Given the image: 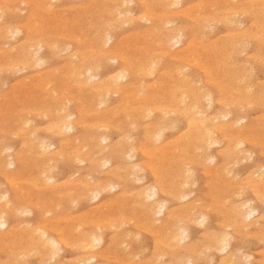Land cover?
Wrapping results in <instances>:
<instances>
[{"label":"rangeland","instance_id":"rangeland-1","mask_svg":"<svg viewBox=\"0 0 264 264\" xmlns=\"http://www.w3.org/2000/svg\"><path fill=\"white\" fill-rule=\"evenodd\" d=\"M34 1L0 0V18L2 19V22L0 19V139L2 138L0 140V194H6V198L0 195V212L2 213L3 211L4 214L6 213L3 215L7 222V227L0 229V235H2V237L4 236L3 238L6 236L5 239L0 237V264H47V262L48 264H80L79 262L87 264L90 260L91 263L89 262L88 264H169L171 262H173V264L175 262H177L175 264H183L184 260L186 262L187 254L190 257L188 259H191L193 264H264V175H261L263 174L262 172H264V0H249V3L248 0H178L179 2L181 1L180 5L176 4L174 5L175 7H168V0H126L127 2L123 4L124 6L120 0H117L118 3H116L117 1L115 0ZM28 2H32L33 5L32 3L28 4ZM151 2L154 3L152 4ZM34 6L37 7L35 8ZM251 7L253 8L251 9ZM254 7L256 9H254ZM62 8H64V10ZM147 10L149 11L148 13ZM157 11L159 15L161 14L160 17L157 15ZM261 12L263 14H261ZM60 16L62 17L60 18ZM145 17H149L150 21L147 20L149 18ZM118 19L119 22L116 21ZM162 19L166 24L163 23ZM107 26H109V28ZM62 27L64 28L62 29ZM102 29L105 33L102 32L103 34L101 35L100 32ZM183 29L184 32H180V30ZM177 31H179V33H177ZM105 34L107 37L108 35L111 37V42H107L106 44H104L107 38ZM170 34H181V43L173 45V42H169L170 40L167 36ZM82 35L83 37H81ZM207 35L211 36L208 37ZM99 36L102 37L98 38ZM91 38L93 40L90 41ZM167 39L169 41H167ZM244 40L246 42H244ZM96 41L97 43L94 45V42ZM167 42H169V44H167ZM25 45L26 49L24 48ZM30 45L32 46L30 47ZM9 47H12L13 50ZM242 47L244 48V51H242ZM94 48L96 56L93 54V50H91ZM88 49H90V51H88ZM28 50L32 53H28ZM23 51L25 52V55H30L31 57H25ZM98 51L102 54L98 53ZM103 52L107 55L106 57H104L105 55L103 56ZM107 52H112L113 54H107ZM122 52L124 53V56H121L123 55ZM110 55L112 57L119 56L122 58V61L126 58L125 60L127 62L130 61L134 65L132 68H129L125 63L123 64L118 61L113 62L114 59H112ZM7 58L8 60H5ZM31 58L33 59L31 60ZM37 59L39 61L35 64ZM89 59L91 60L88 64ZM145 60H148L150 63ZM92 61L94 62L91 63ZM197 61L199 62L197 63ZM25 62H27L26 65ZM95 62H97L98 65ZM44 63H47V65ZM151 63L152 66L154 64V68H151ZM196 63L198 65L200 64V66L203 67V70H205L203 71ZM94 64L97 66V69ZM155 65H157L158 68ZM70 66L74 69H72L74 75H71L72 70L71 74L69 73L71 69ZM145 66L148 68L147 71L149 68L151 69V71L149 70L150 73L144 69H140L141 67L145 68ZM234 66H236V68ZM207 67L208 69H206ZM217 68L221 71L214 70ZM86 69L87 71L89 69L91 74L87 72ZM138 69H140L141 73L144 71L145 73L140 74ZM206 70L207 73L209 70V74L206 73ZM76 71H78V73ZM232 71L234 73L236 72L234 74L236 76L233 75ZM118 72L119 74H127V79L117 82L116 77ZM136 72L138 74H136ZM216 72L218 75H215ZM230 76H234L233 80ZM110 78H113L114 80L112 79V81ZM181 78L183 80H181ZM187 79L189 80V83L186 81ZM112 82L115 83L112 84ZM216 84L220 86V89H217L218 85ZM107 85L108 89L110 87L111 90L108 94L104 92L106 90L104 89V86L107 87ZM122 85L127 86L123 95L118 96L112 92L113 90L111 88L113 86L118 88ZM221 89L223 90L221 91ZM209 92L210 94H208ZM99 93H102V96ZM133 93L137 94V97H134L135 94L133 95ZM204 94L210 96V104H208V100L204 98ZM180 95L184 98V100H182L183 102H180L182 99ZM252 96L255 98H252ZM87 97H89L90 100ZM96 97L99 99L97 100ZM150 98L156 100L153 101ZM174 98H178L179 100L176 101ZM36 100L38 101L35 102ZM136 100L139 102L137 101V103H135ZM154 103L158 108L161 106L163 107V113L160 108H157L159 111H155L157 109L155 108V105L153 107ZM250 104L256 106L253 107ZM140 105H145V108L149 107L147 109L149 113L147 111L145 112L144 107L142 108ZM63 106L66 108V111L63 109ZM57 108V112H59L57 115H59V118H56V111L54 112V109ZM59 109H62V111L65 112H62L63 114H61V110L59 111ZM144 112L145 114H143ZM195 112H198V114L201 112L202 115L195 114ZM222 112L224 113L221 114ZM129 113L133 117L129 115ZM51 114L55 115H53V117L48 116ZM66 114H71L73 116V119L71 120V122L74 123L73 131L64 133L55 130L57 129L55 126L58 125L61 117ZM227 114L230 115L228 116ZM145 115L148 116L145 117ZM224 115H227L225 120L221 119ZM127 118H129V120H127ZM241 118L244 119V121L237 125V119L239 120ZM200 119L210 120L211 127L218 126L220 127L219 129L222 130L220 133H215V138L213 136V140L216 142L209 147L203 142V136L198 132L199 128L190 126L193 120L198 121ZM23 120L25 121V124ZM158 122H161V125L158 124V127H153ZM187 123L190 124L187 125ZM53 125L55 129L53 127L51 132H49ZM168 126L170 127L168 128ZM156 128H158V130ZM244 128L245 130H243ZM153 129L158 131L157 133H159V137H162V140L156 136V132ZM160 130L161 132L163 131L161 133L162 135H160ZM35 133L37 135H34ZM57 135L60 137H57ZM30 136L33 137L31 138ZM98 137L100 138L97 139ZM34 139L36 140L35 142L33 141ZM74 139L77 141L75 142ZM102 139L103 143L101 141ZM40 140H43L40 143H43L44 145L48 143V146L45 145V147L52 146V148L50 147L49 150L48 148L46 150L41 149L38 146ZM95 140L97 143H94ZM28 141H30L31 144H29L30 142L28 143ZM200 143L203 144L200 145ZM242 143L244 144L242 145ZM27 145H30V147L32 146L30 150ZM106 146H108L109 149L106 148ZM154 146L157 149L160 148L158 149L159 155ZM75 147L78 151L80 150V154L77 153L78 151ZM8 148L10 151L8 150L9 152L6 153L7 151L5 149ZM207 148L208 150H206ZM95 149L97 151L101 149L102 152L98 151V153ZM128 149L129 151H132V153L130 152L132 155H129ZM162 149H164L163 151L165 153L161 151ZM39 150H41V152L43 150V153H46L45 155L41 154L45 157H39L41 153ZM61 150L63 153H61ZM146 150H149V152L153 150L156 152L155 154L157 156L153 154L155 157H152V152L149 153L151 155L146 156ZM160 151L163 152L164 155ZM220 151L221 153L219 154ZM38 152H40L39 155L37 154ZM70 152L72 155L69 154ZM75 152L77 153V156H75ZM141 152L143 155H141ZM183 152L185 153L182 155ZM20 154L22 155L19 156ZM30 154L34 155V158ZM82 154L85 155L82 156ZM9 155H12L16 162L14 169L5 165L9 160ZM51 155H53V157ZM78 156L81 158H76ZM111 156L114 158H111ZM20 157H23L22 159L26 163ZM161 157L165 160H161ZM155 158L159 159V161ZM239 158H241V161ZM76 159L77 161H82V164L80 161L77 162ZM99 159H104V161L109 160L110 163L108 166L104 165L103 161H100ZM5 160L6 162H4ZM49 160L55 162H50ZM96 160H99L98 163ZM148 161H150L149 163H154L155 168H153V164H149ZM41 164L44 166L43 168H41ZM121 164L122 166H120ZM100 165L102 166L101 168ZM135 165L136 167L138 166V169L134 167ZM146 165H150V168L145 167ZM158 165H163V168H160ZM168 165H170V167ZM151 167L154 170L156 169L157 172H154V170L152 171ZM54 168L55 170H53ZM157 168L159 173L163 172L162 174L164 176L158 173ZM142 173L143 175L140 176ZM155 173H157L158 176L157 174L155 175ZM10 176L11 178L14 177V182L13 179L11 180ZM162 177L163 181L161 179ZM99 184L102 187H100ZM88 185L90 187L94 186V189L101 191L99 197L94 198V195H92L90 191H85V187L86 189H90ZM95 186L99 187V189L95 188ZM122 186H126V189ZM159 186H161L163 190ZM146 187L158 188L159 192L155 199L160 201L159 203L163 204L167 210L164 211V215L161 217L154 214V212L156 213L157 211L155 210L157 205L153 208H149L148 206L149 203L151 204V200L146 201L145 198H143L145 202L141 200ZM104 191L108 193L106 194ZM189 191L192 194H190ZM160 192L162 193L160 194ZM35 193L37 196L40 195L41 197H37ZM242 195L245 196L243 197ZM16 196H19L20 199ZM21 197H23V199ZM24 199L27 201L26 204L28 203L26 206H24ZM90 200L92 201L90 202ZM7 201H9V204H5ZM245 201L251 205L250 207L253 209L255 208L257 211L254 218H244L247 210L241 209V204L243 205V203H246ZM47 203L49 206L46 205ZM183 207H185V209ZM239 210H241V212ZM26 211H28L27 213L29 215ZM44 213L46 215H44ZM150 214L151 216H154L151 217L149 216ZM173 214L179 218H173ZM199 215L206 216L207 220L203 221L205 223L201 221L202 219ZM173 219H176L175 223L173 222ZM183 220L184 222H182ZM163 221L169 222H166L168 228L167 226H164L166 223ZM20 223H23V225ZM170 223L173 224V229L171 227L172 225H169ZM160 224L164 225L158 226ZM25 225L26 227H24ZM174 225H179L180 227ZM23 227L25 230L22 229ZM169 227L173 233H170ZM174 228L176 229V232L173 231ZM178 228H182L183 230H179ZM156 229L159 232H157ZM168 229L170 235L167 234ZM63 230L66 233H64ZM84 231L85 234L87 232V240L84 237ZM183 231L186 233L184 234ZM209 231L212 232L210 233ZM12 232L13 234H11ZM89 232L101 235L103 237V242L99 246L96 245V247L92 246L93 248L88 247L82 249V245L84 244L83 247H85V244L88 242L89 235H92ZM42 233H46L48 238L58 242L59 247H57L59 250L58 248L49 249L44 242L42 243V241L45 240L43 239L44 237L40 235ZM76 233L81 236L84 234V238L77 236ZM74 234L76 235V238ZM172 234L178 236H176L177 240H173ZM186 234L187 237L189 235L188 239L185 237ZM70 235H73L74 238ZM224 235H227L230 241L227 250L220 249L221 247L216 241L217 238H221V236ZM246 235L250 236V238ZM67 236L68 238H66ZM78 237L81 238L79 239ZM184 237L185 239L183 240ZM82 238L84 241H80ZM178 238L182 241H179ZM37 240H40L41 242H38ZM31 242L32 244H29ZM78 243L81 247H79L80 245ZM121 243L123 245H121ZM166 243L168 244L167 247L165 246ZM42 244L46 247H42ZM183 244L184 246H182ZM168 247L169 249H167ZM100 250L102 254L105 255L103 256L101 254V258L99 256V253H101ZM23 251L26 252L24 253ZM177 251L180 255H177ZM91 253L92 255H90ZM171 253L173 256L174 253H176L175 256L179 257H175L176 260H173V257H170ZM95 255L98 257L93 259L92 262L90 257H95ZM159 255L160 257H158ZM241 256L245 257L243 258ZM156 257L159 259L158 261ZM246 257H248V260ZM85 258L88 259V261H86ZM131 259L132 261H130ZM208 259L209 261H207ZM234 259H236V261ZM21 260L24 261V263Z\"/></svg>","mask_w":264,"mask_h":264},{"label":"bare ground","instance_id":"bare-ground-1","mask_svg":"<svg viewBox=\"0 0 264 264\" xmlns=\"http://www.w3.org/2000/svg\"><path fill=\"white\" fill-rule=\"evenodd\" d=\"M2 1H3V0H2ZM25 1H27V0H25ZM33 1H34V0H33ZM38 1H39V0H38ZM52 1H53V0H52ZM115 1H117V0H115ZM120 1H121L122 5L125 4V2H127L126 0H120ZM120 1H119V2H120ZM239 1H240V0H239ZM21 2H22V1H21ZM34 2H35V1H34ZM57 2H58V1H57ZM94 2H95V1H94ZM129 2H130V1H129ZM146 2H147V1H146ZM165 2H166V1H165ZM180 2H181V1H180ZM180 2H179L178 0H168V5H169L168 7H171V6L173 7V6L176 5V4H177V5H180ZM29 3H32V2H28V4H29ZM54 3H55V2H54ZM116 3H118V1H117ZM151 3L153 4L154 2H151ZM151 3H150V4H151ZM155 3H156V2H155ZM199 3H200V2H199ZM219 3H220V2H219ZM233 3H234V2H233ZM248 3H249V0H248ZM22 4H23V2H22ZM104 4H105V3H104ZM113 4H114V3H113ZM119 4H120V3H119ZM119 4H118V5H119ZM152 4H151V5H152ZM160 4H161V2H160ZM162 4H163V3H162ZM32 5H33V3H32ZM52 5H53V4H52ZM92 5H93V4H92ZM106 5H107V4H106ZM106 5H105V6H106ZM114 5H115V4H114ZM45 6H46V5H45ZM123 6H124V5H123ZM212 6H213V5H212ZM237 6H238V5H237ZM247 6H248V5H247ZM0 7H1V6H0ZM34 7L36 8L37 6H34ZM47 7H49V6H47ZM63 7H64V6H63ZM67 7H68V6H67ZM129 7H130V5H129ZM156 7H157V6H156ZM158 7H159V6H158ZM164 7H165V6H164ZM164 7H163V8H164ZM174 7H175V6H174ZM176 7H177V6H176ZM222 7H223V6H222ZM261 7H262V6H261ZM10 8H11V7H10ZM51 8H52V7H51ZM57 8H58V7H57ZM60 8H61V7H60ZM89 8H90V6H89ZM145 8H146V6H145ZM152 8H153V7H152ZM186 8H187V7H186ZM198 8H199V7H198ZM209 8H210V7H209ZM212 8H213V7H212ZM252 8H253V7H251V9H252ZM18 9H19V8H18ZM20 9H21V8H20ZM62 9L64 10V8H62ZM85 9H86V8H85ZM98 9H99V8H98ZM126 9H127V8H126ZM169 9H170V8H169ZM169 9H168V10H169ZM183 9H184V8H183ZM195 9H196V8H195ZM249 9H250V8H249ZM251 9H250V10H251ZM254 9H256V8L254 7ZM257 9H258V8H257ZM7 10H8V9H7ZM42 10H43V9H42ZM56 10H57V9H56ZM93 10H95V9H93ZM160 10H161V9H160ZM226 10H227V9H226ZM2 11H3V10H2ZM72 11H73V10H72ZM117 11H118V10H117ZM117 11H116V12H117ZM119 11H120V10H119ZM130 11H131V10H130ZM198 11H199V10H198ZM216 11H217V10H216ZM253 11H254V10H253ZM258 11H259V10H258ZM258 11H257V12H258ZM16 12H17V11H16ZM63 12H65V11H63ZM132 12H133V11H132ZM148 12H149V11L147 10V13H148ZM174 12H175V11H174ZM174 12H173V13H174ZM182 12H183V11H182ZM19 13H21V12H19ZM38 13H39V12H38ZM55 13H56V12H55ZM59 13H60V12H59ZM65 13H66V12H65ZM157 13H158V11H157ZM160 13H161V12H160ZM244 13H245V12H244ZM251 13H252V12H251ZM263 13H264V12H263ZM263 13L261 12V14H263ZM13 14H14V13H13ZM63 14H64V13H63ZM63 14H62V15H63ZM141 14H142V13H141ZM241 14H242V13H241ZM241 14H240V15H241ZM254 14H255V13H254ZM3 15H4V14H3ZM30 15H31V13H30ZM53 15H54V13H53ZM55 15H57V14H55ZM60 15H61V13H60ZM129 15H130V14H129ZM145 15H146V14H145ZM157 15H159V13H158ZM160 15H161V14H160ZM160 15H159V17H160ZM168 15H169V14H168ZM170 15H171V14H170ZM178 15H179V13H178ZM187 15H188V14H187ZM193 15H195V14H193ZM234 15H235V14H234ZM57 16H58V15H57ZM109 16H110V15H109ZM165 16H166V15H165ZM244 16H245V15H244ZM31 17H32V16H31ZM43 17H44V16H43ZM55 17H56V16H55ZM61 17H62V16H60V18H61ZM86 17H87V16H86ZM116 17H117V16H116ZM132 17H133V16H132ZM149 17H150V16H149ZM149 17H145V18H149ZM259 17H260V16H259ZM262 17H263V16H262ZM262 17H261V18H262ZM32 18H33V17H32ZM99 18H100V17H99ZM134 18H135V17H134ZM171 18H172V17H171ZM186 18H187V17H186ZM194 18H195V17H194ZM230 18H231V17H230ZM0 19H1V18H0ZM123 19H124V18H123ZM165 19H166V18H165ZM197 19H198V18H197ZM225 19H226V18H225ZM129 20L132 21L131 19H129ZM147 20L150 21V18L147 19ZM189 20H190V19H189ZM232 20H233V19H232ZM259 20H260V19H259ZM5 21H6V20H5ZM116 21L119 22V19L116 20ZM162 21H163V19H162ZM174 21H175V20H174ZM174 21H173V22H174ZM225 21H226V20H225ZM1 22H2V19H1ZM27 22H28V21H27ZM39 22H41V21H39ZM87 22H88V19H87ZM111 22H112V21H111ZM124 22H125V21H124ZM126 22H128V21H126ZM144 22H145V21H144ZM166 22H167V21H166ZM258 22H259V21H258ZM35 23H36V21H35ZM64 23H65V22H64ZM113 23H114V22H113ZM146 23H147V21H146ZM159 23H160V22H159ZM163 23H164V21H163ZM171 23H172V22H171ZM171 23H170V24H171ZM223 23H224V22H223ZM229 23H231V22H229ZM44 24H45V23H44ZM65 24H66V23H65ZM164 24H166V23H164ZM173 24H174V23H173ZM34 25H35V24H34ZM58 25H59V24H58ZM100 25H101V24H100ZM100 25H99V26H100ZM128 25H129V24H128ZM161 25H162V24H161ZM214 25H216V24H214ZM24 26H25V25H24ZM73 26H74V25H73ZM99 26H98V27H99ZM167 26H168V24H167ZM229 26H230V25H229ZM5 27H6V26H5ZM29 27H30V26H29ZM29 27H28V29H29ZM31 27H32V26H31ZM107 27L109 28V26H107ZM162 27H163V26H162ZM183 27H184V26H183ZM208 27H209V26H208ZM233 27H234V26H233ZM19 28H20V27H19ZM63 28H64V27H62V29H63ZM90 28H91V27H90ZM119 28H120V27H119ZM214 28H215V27H214ZM4 29H5V28H4ZM9 29H10V28H9ZM13 29H14V28H13ZM28 29H27V30H28ZM91 29H92V28H91ZM91 29H90V30H91ZM113 29H114V27H113ZM154 29H155V28H154ZM205 29H207V28H205ZM211 29H212V28H211ZM16 30H17V29H16ZM119 30H120V29H119ZM178 30H179V28H178ZM208 30H209V28H208ZM243 30H244V29H243ZM35 31H36V29H35ZM96 31H97V30H96ZM117 31H118V30H117ZM181 31L184 32V29H183V30H180V32H181ZM199 31H200V30H199ZM213 31H214V30H213ZM77 32H78V31H77ZM102 32H103V29H102L101 32H100L101 35H102L103 33H105V32H103V33H102ZM107 32H108V31H107ZM107 32H106V33H107ZM169 32H173V31H169ZM4 33H5V32H4ZM14 33H15V32H14ZM14 33H12V34H14ZM78 33H79V32H78ZM100 33H99V34H100ZM151 33H153V32H151ZM167 33H168V32H167ZM177 33H179V31H177ZM5 34H6V33H5ZM12 34H11V35H12ZM181 34H182V33H181ZM181 34H170V35L167 36V37H169V40H170V41H169L168 39H167V41H169V42H173V45H175V44L178 45V44L181 43V39H180V38H182V35H181ZM203 34H204V33H203ZM230 34H231V33H230ZM258 34H259V33H258ZM7 35H8V33H7ZM11 35H10V36H11ZM39 35H40V34H39ZM110 35H111V34H110ZM161 35H162V33H161ZM10 36H9V37H10ZM66 36H67V35H66ZM105 36L107 37L106 34H105ZM207 36L210 37L211 35H210V36L207 35ZM256 36H258V35H256ZM3 37H4V36H3ZM12 37H13V36H12ZM62 37H63V36H62ZM81 37H83V35H82ZM96 37H97V36H96ZM101 37H102V36H101ZM101 37L99 36L98 38H101ZM103 37H104V36H103ZM106 37H105V38H106ZM10 38H11V37H10ZM10 38H9V39H10ZM64 38H65V36H64ZM76 38H77V37H76ZM148 38H149V37H148ZM251 38H252V37H251ZM260 38H261V37H260ZM78 39H80V38H78ZM113 39H114V38H113ZM192 39H193V38H192ZM246 39H247V38H246ZM11 40H12V39H11ZM52 40H53V39H52ZM54 40H56V39H54ZM88 40H89V39H88ZM91 40H93V39L91 38L90 41H91ZM97 40H98V39H97ZM103 40H104V39H103ZM242 40H243V39H242ZM260 40H261V39H260ZM12 41H13V40H12ZM24 41H25V40H24ZM77 41H78V40H77ZM82 41H83V40H82ZM101 41H102V40H101ZM199 41H200V39H199ZM215 41H216V40H215ZM247 41H248V39H247ZM83 42H84V41H83ZM83 42H81V43H83ZM107 42H111V37H109V35H108V37L106 38V41H105L104 44H106ZM148 42H149V40H148ZM169 42H167V44H169ZM196 42H197V41H196ZM244 42H246V41L244 40ZM244 42H243V43H244ZM260 42H261V41H260ZM260 42H259V43H260ZM4 43H5V42H4ZM51 43H53V42H51ZM96 43H97V41L94 42V45H95ZM102 43H103V42H102ZM139 43H140V42H139ZM159 43H160V42H159ZM214 43H215V42H214ZM236 43H237V42H236ZM39 44H40V43H39ZM45 44H46V43H45ZM66 44H67V43H66ZM78 44H79V42H78ZM100 44H101V43H100ZM247 44H249V43H247ZM260 44H261V43H260ZM14 45H15V44H14ZM48 45H49V44H48ZM52 45H53V44H52ZM61 45H62V44H61ZM89 45H90V44H89ZM101 45H102V44H101ZM236 45H238V44H236ZM261 45H262V44H261ZM27 46H28V45H27ZM31 46H32V45H30V47H31ZM38 46H39V45H38ZM49 46H50V45H49ZM53 46H54V45H53ZM56 46H57V45H56ZM59 46H60V45H59ZM68 46H69V45H68ZM99 46H100V45H99ZM135 46H136V45H135ZM199 46H200V45H199ZM6 47H7V46H6ZM64 47H65V46H64ZM69 47H70V46H69ZM95 47H96V46H95ZM97 47H98V46H97ZM194 47H195V46H194ZM2 48H3V47H2ZM9 48L11 49L12 47H9ZM24 48L26 49V45H25ZM52 48H53V47H52ZM62 48H63V47H62ZM99 48H100V47H99ZM110 48H111V47H110ZM112 48H113V47H112ZM168 48H169V47H168ZM173 48H174V47H173ZM188 48H189V47H188ZM228 48H229V47H228ZM234 48H235V47H234ZM242 48H243V47H242ZM170 49H171V47H170ZM225 49H226V48H225ZM11 50H13V48H12ZM22 50H23V48H22ZM32 50H33V49H32ZM39 50H40V49H39ZM52 50H53V49H52ZM61 50H62V49H61ZM63 50H64V48H63ZM63 50H62V52H63ZM91 50H93V54H95V56H96V53L94 52L95 48H94V49H91ZM100 50H101V49H100ZM100 50H99V51H100ZM137 50H138V48H137ZM148 50H149V49H148ZM166 50H167V49H166ZM241 50H242V49H241ZM245 50H246V49H245ZM8 51H9V50H8ZM28 51H29V50H28ZM88 51H90V49H88ZM99 51H98V53H101V52H99ZM227 51H228V50H227ZM242 51H244V48H243ZM242 51H241V52H242ZM23 52H24V51H23ZM36 52H38V51H36ZM81 52H82V51H81ZM114 52H115V51H114ZM123 52H124V51H123ZM123 52H122V53H123ZM144 52H146V51H144ZM147 52H148V51H147ZM160 52H161V51H160ZM165 52H166V51H165ZM165 52H164V53H165ZM210 52H211V51H210ZM236 52H237V51H236ZM28 53H30V51H29ZM31 53H32V52H31ZM31 53H30V54H31ZM86 53H89V52H86ZM98 53H97V54H98ZM103 53H104V52H103ZM108 53H109V52H107V54H108ZM111 53H112V52H110L109 54H111ZM122 53H121V54H122ZM125 53H126V52H125ZM158 53H159V52H158ZM158 53H157V55H158ZM220 53H221V52H220ZM237 53H238V52H237ZM10 54H11V53H10ZM101 54H102V53H101ZM112 54H113V53H112ZM128 54H130V53H128ZM152 54H154V53H152ZM155 54H156V53H155ZM227 54H228V53H227ZM33 55H35V54H33ZM104 55H105V56H104ZM140 55H141V54H140ZM157 55H156V56H157ZM159 55H160V54H159ZM161 55H162V54H161ZM163 55H164V54H163ZM188 55H189V54H188ZM210 55H211V53H210ZM4 56H5V55H4ZM6 56H7V54H6ZM6 56H5V57H6ZM24 56H25V57L27 56V55H25V52H24ZM28 56H30V55H28ZM28 56H27V57H28ZM35 56H37V55H35ZM88 56H89V55H88ZM103 56L106 57L107 55L104 53ZM110 56H111V55H110ZM113 56H114V55H113ZM121 56H124V53H123V55H121ZM218 56H219V54H218ZM229 56H231V55H229ZM229 56H228V57H229ZM232 56H233V55H232ZM8 57H10V56H8ZM30 57H31V56H30ZM125 57H126V56H125ZM128 57H129V56H128ZM131 57H132V55H131ZM33 58H34V57H33ZM33 58H31V60H32ZM96 58H97V57H96ZM111 58L114 59L113 62L118 61V62H121V63H123V64L125 63V65H127V67H129V68H132V66L134 65V64L131 63L130 61H128V62H129V63H128V62L125 60L126 58H125L123 61H122V58H120L119 56H114V57L111 56ZM123 58H124V57H123ZM159 58H160V57H159ZM190 58H191V57H190ZM223 58H224V57H223ZM234 58H236V57H234ZM9 59H10V58H9ZM39 59H40V58H39ZM91 59H92V58H91ZM91 59H89L88 64L90 63V60H91ZM97 59H98V58H97ZM107 59H108V58H107ZM147 59H148V58H147ZM154 59H155V58H154ZM219 59H220V58H219ZM224 59H225V58H224ZM5 60H8V58L5 59ZM34 60H35V59H34ZM34 60H33V61H34ZM93 60H94V58H93ZM149 60H151V59H149ZM226 60H227V59H226ZM252 60H254V59H252ZM37 61H39V60L37 59L36 62H35V64H37ZM44 61H45V60H44ZM145 61L149 62L148 60H145ZM208 61H209V60H208ZM256 61H257V60H256ZM72 62H73V61H72ZM93 62H94V61H92L91 63H93ZM97 62H98V61H97ZM97 62H95V63L97 64ZM110 62H111V61H110ZM147 62H146V63H147ZM151 62H152V61H151ZM198 62H199V61H197V63H198ZM227 62H228V60H227ZM22 63H23V62H22ZM38 63H39V62H38ZM134 63H135V62H134ZM149 63H150V62H149ZM197 63H196V64H197ZM205 63H206V62H205ZM225 63H226V62H225ZM6 64H7V63H6ZM26 64H27V62H25V65H26ZM41 64H42V63H41ZM44 64H45V63H44ZM147 64H148V63H147ZM189 64H190V63H189ZM192 64H193V62H192ZM196 64H195V65H196ZM201 64H202V63H201ZM9 65H10V64H9ZM38 65H39V64H38ZM38 65H37V66H38ZM45 65H47V63H46ZM94 65H95V64H94ZM97 65H98V64H97ZM100 65H101V64H100ZM114 65H116V64H114ZM157 65H158V64H157ZM157 65H155V66L157 67ZM159 65H160V64H159ZM197 65H198V64H197ZM219 65H220V64H219ZM263 65H264V64H263ZM10 66H12V65H10ZM17 66H18V65H17ZM17 66H16V68H17ZM42 66H43V65H42ZM79 66H80V65H79ZM92 66H93V65H92ZM95 66H96V65H95ZM95 66H93V67H95ZM105 66H106V65H105ZM153 66H154V64H153ZM153 66H152V63H151V68H154ZM198 66H200V64H199ZM203 66H204V65H203ZM236 66H238V65H236ZM236 66H234V67L236 68ZM239 66H240V65H239ZM38 67H39V66H38ZM67 67H68V65H67ZM70 67H71V69H70V72H69V73L71 74V70H72L73 68H72V66H70ZM89 67H90V66H89ZM98 67H99V66H98ZM103 67H104V66H103ZM149 67H150V66H149ZM205 67H206V65H205ZM227 67H228V66H227ZM7 68H8V67H7ZM7 68H6V69H7ZM22 68H23V67H22ZM145 68H146V69H145ZM145 68H142V67H141L140 69H144L145 71H147L148 68H147L146 66H145ZM157 68H158V67H157ZM185 68H186V67H185ZM200 68L203 70V67H202V66H200ZM214 68H215V67H214ZM231 68H232V67H231ZM235 68H233V69H235ZM26 69H27V68H26ZM94 69H95V68H94ZM94 69H92V70H94ZM96 69H97V66H96ZM102 69H103V68H102ZM104 69H105V68H104ZM140 69H138V70L140 71ZM155 69H156V68H155ZM206 69H208V67H207ZM14 70H15V69H14ZM50 70H51V69H50ZM73 70H74V69H73ZM73 70H72V74H71V75H74V74H73V73H74ZM84 70H85V69H84ZM149 70L151 71L150 68H149ZM149 70H148L147 72H149ZM152 70H153V69H152ZM182 70H183V69H182ZM198 70H199V68H198ZM204 70H205V69H204ZM204 70H203V71H204ZM214 70H217V71H218L219 69L217 68V69H214ZM214 70H213V71H214ZM242 70H243V69H242ZM17 71H18V70H17ZM55 71H56V70H55ZM86 71H87V69H86ZM98 71H99V70H98ZM120 71H121V70H120ZM139 71H138V73H139ZM145 71H144V72L142 71L143 73H141V71H140V74H144ZM219 71H221V70H219ZM244 71H245V70H244ZM252 71H253V70H252ZM252 71H251V72H252ZM51 72H52V71H51ZM76 72L78 73V71H76ZM76 72H75V73H76ZM83 72H84V71H83ZM87 72H89V69H88ZM95 72H96V71H95ZM116 72H117V71H116ZM147 72H146V73H147ZM176 72H177V71H176ZM232 72H233V71H232ZM232 72H231V73H232ZM17 73H18V72H17ZM69 73H68V74H69ZM79 73H80V70H79ZM89 73L91 74V72H89ZM92 73H93V72H92ZM123 73H125V72H123ZM138 73L136 72V74H138ZM149 73H150V72H149ZM204 73H205V72H204ZM206 73H207V70H206ZM206 73H205V74H206ZM235 73H236V72H235ZM235 73L233 72V75H234ZM241 73H243V72H241ZM86 74H87V73H86ZM118 74H119V72H118ZM118 74H117V77H116V81H117V82H118V81H123V80L127 79V77H128L127 74H119V75H118ZM207 74H209V70H208V73H207ZM238 74H239V73H238ZM244 74H245V73H244ZM32 75H34V74H32ZM63 75H64V74H63ZM215 75H218V73L216 72ZM242 75H243V74H242ZM30 76H31V75H30ZM43 76H44V75H43ZM90 76H91V75H90ZM94 76H96V75H94ZM94 76H93V77H94ZM109 76H110V75H109ZM150 76H151V75H150ZM152 76H153V74H152ZM179 76H180V75H179ZM234 76H236V75H234ZM234 76H232V77L230 76V77L232 78V80H233ZM240 76H241V75H240ZM244 76H245V75H244ZM244 76H243V77H244ZM251 76H252V75H251ZM50 77H51V76H50ZM71 77H72V76H71ZM71 77H70V78H71ZM77 77H78V75H77ZM139 77H140V76H139ZM139 77H138V78H139ZM144 77H145V76H144ZM246 77H248V76H246ZM51 78H52V77H51ZM63 78H64V76H63ZM113 78H115V77H113ZM113 78H112V79H113ZM186 78H187V76H186ZM236 78H237V77H236ZM248 78H249V77H248ZM27 79H28V78H27ZM71 79H73V78H71ZM110 79H111V78H110ZM112 79H111V80H112ZM184 79H185V78H184ZM210 79H211V78H210ZM213 79H214V78H213ZM238 79H239V78H238ZM111 80H109V81H111ZM113 80H114V79H113ZM113 80H112V81H113ZM181 80H183V79L181 78ZM242 80H243V79H242ZM249 80H250V79H249ZM186 81L189 83V80H188V79H187ZM208 81H209V80H208ZM208 81H207V82H208ZM44 82H45V81H44ZM91 82H92V81H91ZM138 82H139V81H138ZM140 82H141V81H140ZM210 82H211V81H210ZM233 82H234V81H233ZM240 82H241V81H240ZM13 83H14V82H13ZM80 83H82V82H80ZM84 83H85V82H84ZM110 83H111V82H110ZM113 83H115V82H112V84H113ZM215 83H216V81H215ZM259 83H260V82H259ZM4 84H5V83H4ZM17 84H19V83H17ZM186 84H187V83H186ZM186 84H185V85H186ZM9 85H10V84H9ZM46 85H47V84H46ZM100 85H101V84H100ZM110 85H111V84H110ZM133 85H134V84H133ZM216 85H218V84H216ZM228 85H229V84H228ZM3 86H4V85H3ZM47 86H49V85H47ZM85 86H86V85H85ZM115 86H116V85H115ZM115 86H113L114 89H113V87L111 86V87H112L111 89L113 90L112 92H113L114 94L118 95V96H119V95H120V96L123 95V94L125 93L126 89H127V86H125V85H122V86H120V87H118V88H117V87L115 88ZM131 86H132V85H131ZM131 86H130V87H131ZM214 86H215V85H214ZM244 86H246V85H244ZM86 87H87V86H86ZM86 87H85V88H86ZM98 87H99V86H98ZM104 87H105L104 89H106L104 92L108 94V92L111 91V90H110V87H109V89H108V85H107V87H106V86H104ZM170 87H171V86H170ZM170 87H169V88H170ZM215 87H216V86H215ZM94 88H96V87H94ZM99 88H100V87H99ZM221 88H222V87H221ZM251 88H252V87H251ZM89 89H90V88H89ZM91 89H92V88H91ZM190 89H191V88H190ZM217 89H220V86H219V85H218ZM248 89H249V87H248ZM28 90H29V89H28ZM222 90H223V89H221V91H222ZM239 90H240V89H239ZM250 90H251V89H250ZM43 91H44V90H43ZM93 91H94V90H93ZM98 91H99V90H98ZM140 91H141V90H140ZM46 92H47V91H46ZM51 92H52V91H51ZM53 92H54V91H53ZM133 92H134V91H133ZM159 92H160V90H159ZM193 92H194V91H193ZM139 93H140V92H139ZM142 93H143V92H142ZM197 93H198V92H197ZM239 93H240V92H239ZM245 93H246V92H245ZM52 94H53V93H52ZM99 94H100V93H99ZM101 94H102V93H101ZM101 94H100V95H101ZM129 94H130V93H129ZM134 94H135V93H133V95H134ZM140 94H141V93H140ZM208 94H210V92H209ZM208 94H204L203 96H204V98H206V99L208 100V102H209L208 104H210V103H211V99H210V96H209ZM38 95H39V94H38ZM53 95H54V94H53ZM93 96H94V95H93ZM101 96H102V95H101ZM126 96H127V95H126ZM154 96H155V95H154ZM177 96H178V95H177ZM183 96H185V95H183ZM199 96H200V95H199ZM247 96H248V95H247ZM250 96H251V95H250ZM97 97H98V95H97ZM97 97H96V99H97ZM99 97H100V96H99ZM106 97H107V96H106ZM134 97H137V94H135ZM142 97H143V96H142ZM146 97H147V96H146ZM180 97L182 98V95H180ZM36 98H37V97H36ZM87 98L89 99V97H87ZM107 98H108V97H107ZM126 98H127V97H126ZM159 98H160V97H159ZM178 98H179V97H178ZM178 98H177V99L174 98V99L177 101V100H179ZM252 98H255V97L252 96ZM64 99H65V98H64ZM91 99H92V97H91ZM98 99H99V98H98ZM98 99H97V100H98ZM150 99L153 100L152 98H150ZM154 99H155V98H154ZM174 99H173V100H174ZM16 100H17V99H16ZM89 100H90V99H89ZM155 100H156V99H155ZM155 100H153V101H155ZM173 100H172V101H173ZM182 100H184V98H182V99L180 100V102H181ZM37 101H38V100H36L35 102H37ZM91 101H93V100H91ZM125 101H126V100H125ZM137 101H138V100H136L135 103H137ZM146 101H147V100H146ZM149 101H150V100H149ZM157 101H158V100H157ZM161 101H162V100H161ZM172 101H171V102H172ZM204 101H205V100H204ZM32 102H33V101H32ZM66 102H67V101H66ZM138 102H139V101H138ZM182 102H183V101H182ZM194 102H197V101H194ZM220 102H221V101H220ZM60 103H61V102H60ZM99 103H100V102H99ZM151 103H152V102H151ZM216 103H217V101H216ZM245 103H246V102H245ZM66 104H68V103H66ZM181 104H182V103H181ZM193 104H194V103H193ZM193 104H191V105H193ZM252 104H253V103H252ZM261 104H262V102H261ZM154 105H155V108L157 109V108H158L157 105L154 103V104H153V107H154ZM235 105H236V104H235ZM250 105H251V104H250ZM263 105H264V104H263ZM140 106H141V105H140ZM140 106H138V107H140ZM144 106H145V105H143V106H141V107L143 108ZM238 106H239V105H238ZM242 106H243V105H242ZM251 106H253V105H251ZM255 106H256V105H255ZM255 106H253V107H255ZM63 107H64V106H63ZM151 107H152V106H151ZM177 107H178V106H177ZM194 107H195V106H194ZM239 107H241V106H239ZM61 108H62V107H61ZM148 108H149V107H148ZM148 108H145V107H144V111L146 112ZM159 108H160V110H161L163 107L161 106V107H159ZM159 108H158V109H159ZM210 108H211V107H210ZM250 108H251V107H250ZM250 108H249V110H250ZM257 108H258V107H257ZM257 108H256V109H257ZM63 109L65 110L66 108L64 107ZM145 109H146V110H145ZM158 109L155 110V111H159ZM190 109H191V108H190ZM190 109H189V111H190ZM240 109H241V108H240ZM57 110H58V108H57V109H54V112L56 111V113H55L56 115L59 113V112H57ZM60 110H61V111H60ZM128 110H129V109H128ZM149 110H150V109H149ZM153 110H154V109H153ZM193 110H194V108H193ZM241 110H242V109H241ZM24 111H25V110H24ZM59 111L61 112V114H63L66 110L63 112L62 109H59ZM139 111H140V110H139ZM141 111H142V110H141ZM151 111H152V110H151ZM165 111H166V110H165ZM170 111H172V110H170ZM197 111H198V110H197ZM22 112H23V111H22ZM62 112H63V113H62ZM82 112H83V111H82ZM94 112H95V111H94ZM94 112H93V114H94ZM145 112H144L143 114H145ZM147 112H148V111H147ZM224 112H225V110H224ZM224 112H222L221 114H223ZM78 113H79V112H78ZM97 113H98V112H97ZM148 113H149V112H148ZM162 113H163V109H162ZM171 113H172V112H171ZM41 114H42V113H41ZM48 114H49V113H48ZM55 114H51V115H48V116H52V117H53V115H55ZM95 114H96V113H95ZM137 114H138V112H137ZM195 114H198V112H195ZM199 114H201V112H200ZM199 114H198V115H199ZM203 114H204V113H203ZM129 115H131V114L129 113ZM201 115H202V114H201ZM227 115H228V114H227ZM227 115H224L223 117H221V119H224V120H225V118H226ZM229 115H230V114H229ZM229 115H228V116H229ZM37 116H38V115H37ZM58 116H59V115H57L56 118H59ZM131 116H132V115H131ZM131 116H130V117H131ZM147 116H148V115H145V117H147ZM221 116H222V115H221ZM132 117H133V116H132ZM202 117H203V116H202ZM36 118H37V117H36ZM48 118H49V117H48ZM93 118H95V117H93ZM29 119H30V118H29ZM72 119H73V116H72L71 114H66V115L62 116V117H61V120H60L59 123H58V125L55 126V127H57V129H55L54 125L52 126V128L48 126L49 128H51L49 132H51V130L53 129V127H54L55 130H58V131H60V132H64V133H65V132H72L73 129H74V123L71 122ZM133 119H134V118H133ZM133 119H132V120H133ZM143 119H145V118H143ZM216 119H218V118H216ZM25 120H26V119H25ZM55 120H56V119H55ZM127 120H129V118H127ZM134 120H136V119H134ZM214 120H215V119H214ZM227 120H229V119H227ZM23 121H24V120H23ZM190 121H191V120H190ZM243 121H244V119H242V118L239 119V120L237 119L236 124L239 125V124H241ZM29 122H30V121H29ZM29 122H28V123H29ZM76 123H77V122H76ZM134 123H135V122H134ZM160 123H161V122H158V123H157L156 125H154L153 127H158L157 125H158V124L161 125ZM24 124H25V121H24ZM96 124H97V123H96ZM150 124H153V123H150ZM188 124H190V123H187V125H188ZM210 124H211V121H210V120H207V119H200V120H198V121H194V120H193V122L190 124V126H195L196 128H199V129H200V130L198 129V132L203 136L202 140H203V142L206 144V146H208V147L211 146V145H213V144H215L216 141L213 140V139L215 138V133H220V132H222V130L219 129L220 127H218V126H216V127H211ZM26 125H27V124H26ZM97 125H98V124H97ZM129 125H130V124H129ZM164 125H165V124H164ZM169 125H170V124H169ZM257 125H258V124H257ZM24 126H25V125H24ZM88 126H89V124H88ZM100 126H101V125H100ZM105 126H108V125H105ZM131 126H132V125H131ZM224 126H225V125H224ZM255 126H256V125H255ZM3 127H4V126H3ZM93 127H95V126H93ZM133 127H134V126H133ZM142 127H146V126H142ZM148 127H149V126H148ZM151 127H152V126H151ZM165 127H166V126H165ZM165 127H164V128H165ZM169 127H170V126H168V128H169ZM171 127H172V126H171ZM187 127H188V126H187ZM225 127H226V126H225ZM99 128H101V127H99ZM138 128H139V126H138ZM193 128H194V127H193ZM239 128H240V127H239ZM242 128H243V127H242ZM25 129H26V128H25ZM105 129H106V128H105ZM156 129L158 130V128H156ZM156 129H153V130L156 132V133H155L156 136H157L158 138H161V140H162V137H161V136L159 137V133H157L158 131H157ZM246 129H247V127H246ZM36 130H37V129H36ZM106 130H107V129H106ZM116 130H117V129H116ZM153 130H152V131H153ZM243 130H245V128H244ZM243 130H242V131H243ZM252 130H253V129H252ZM254 130H255V129H254ZM1 131H2V130H1ZM34 131H35V130H34ZM34 131H33V132H34ZM130 131H131V129H130ZM154 131H153V132H154ZM165 131H166V130H165ZM10 132H11V131H10ZM162 132H163V131H162ZM162 132H161V130H160V135H162V134H161ZM183 132H184V131H183ZM20 133H21V132H20ZM31 133H32V132H31ZM54 133H55V132H54ZM121 133H122V132H121ZM14 134H15V133H14ZM57 134H58V133H57ZM105 134H106V133H105ZM132 134H133V133H132ZM152 134H153V133H152ZM228 134H229V133H228ZM28 135H29V134H28ZM32 135H33V133H32ZM34 135H37V134L35 133ZM63 135H64V134H63ZM259 135H260V134H259ZM261 135H262V134H261ZM58 136H59V135H57V137H58ZM103 136H104V135H103ZM164 136H165V135H164ZM213 136H214V138H213ZM12 137H13V136H12ZM14 137H15V136H14ZM24 137H25V136H24ZM30 137L32 138L33 136H30ZM59 137H60V136H59ZM100 137H101V136H100ZM100 137H98L97 139H99ZM152 137H153V136H152ZM31 138H30V139H31ZM35 138H37V137H35ZM93 138H95V137H93ZM101 138H102V137H101ZM124 138H125V137H124ZM184 138H185V137H184ZM243 138H244V137H243ZM1 139H2V138H1ZM1 139H0V140H1ZM16 139H17V138H16ZM37 139H38V138H37ZM173 139H174V138H173ZM259 139H260V138H259ZM14 140H15V139H14ZM43 140H44V139H43ZM43 140H42V141H43ZM74 140H75V139H74ZM107 140H108V139H107ZM107 140H105V141H107ZM124 140H125V139H124ZM153 140H154V139H153ZM155 140H157V139H155ZM158 140H159V139H158ZM195 140H196V139H195ZM202 140H201V141H202ZM262 140H263V139H262ZM33 141L35 142L36 140L34 139ZM42 141L40 140V141H39V145H38L41 149L46 150V149L48 148V150H49L50 147L52 148V146H50V147H45V145H47L48 143L44 145L43 143H40V142H42ZM71 141H72V140H71ZM76 141H77V140H75V142H76ZM101 141H102V143H103V139H102ZM119 141H120V140H119ZM197 141H198V140H197ZM197 141H196V142H197ZM221 141H222V140H221ZM4 142H5V141H4ZM29 142H30V141H28V143H29ZM45 142H46V141H45ZM47 142H48V141H47ZM72 142H73V141H72ZM95 142L97 143L96 140L94 141V143H95ZM196 142H195V143H196ZM217 142H218V141H217ZM253 142H254V141H253ZM253 142H252V143H253ZM61 143H62V142H61ZM29 144H31V142H30ZM150 144H151V143H150ZM154 144H155V143H154ZM201 144H203V143H200V145H201ZM239 144H241V143H239ZM243 144H244V143H242V145H243ZM250 144H251V143H250ZM23 145H24V144H23ZM23 145H21V146H23ZM49 145H50V144H49ZM128 145H129V143H128ZM237 145H238V144H237ZM27 146H28V145H27ZM47 146H48V145H47ZM117 146H118V145H117ZM176 146H177V145H176ZM203 146H204V145H203ZM203 146H201V147H203ZM25 147H26V146H25ZM31 147H32V146H31ZM31 147H30V145L28 146L29 150H30ZM54 147H55V146H54ZM68 147H69V146H68ZM79 147H80V146H79ZM113 147H114V146H113ZM113 147H112V148H113ZM115 147H116V146H115ZM130 147H131V146H130ZM132 147H133V146H132ZM154 147H155V146H154ZM201 147H200V148H201ZM235 147H236V146H235ZM238 147H239V146H238ZM40 148H39V149H40ZM75 148H76V147H75ZM81 148H82V147H81ZM95 148H96V147H95ZM104 148H105V147H104ZM104 148H103V149H104ZM106 148H108V146H106ZM106 148H105V149H106ZM145 148H146V147H145ZM149 148H150V147H149ZM155 148H156V147H155ZM187 148H188V145H187ZM3 149H4V148H3ZM11 149H12V148H11ZM76 149H77V148H76ZM76 149H75V150H76ZM84 149H85V148H84ZM84 149H83V150H84ZM97 149H99V148H97ZM108 149H109V148H108ZM110 149H111V147H110ZM134 149H135V148H134ZM134 149H133V151H134ZM151 149H152V148H151ZM158 149H160V148H158ZM158 149L156 148L155 150H157L156 152H157V154L159 155V153H158V152H159ZM167 149H168V148H167ZM184 149H185V148H184ZM5 150L7 151V152L5 151L6 153H8V152L10 151L9 148H8V149H5ZM8 150H9V151H8ZM43 150H42V152H41V150H39L41 153H40V152L37 153L38 155H39V153H40V156H39L40 158H41V156H42L41 154H43V155L46 154V153H43ZM48 150H47V151H48ZM50 150H51V149H50ZM81 150H82V149H81ZM95 150H96V149H95ZM142 150H143V149H142ZM142 150H141V151H142ZM163 150H164V149H162L161 151H163ZM182 150H183V148H182ZM206 150H208V148H207ZM61 151H62V150H61ZM70 151H71V150H70ZM77 151H78V149H77ZM79 151H80V150H79ZM79 151H78L77 153H79ZM98 151H101V149L98 150ZM98 151L96 150V152H98ZM115 151H116V150H115ZM128 151H129V149H128ZM161 151H160V152H161ZM168 151H169V150H168ZM224 151H225V150H224ZM22 152H23V151H22ZM22 152H21V153H22ZM29 152H30V151H29ZM44 152H45V151H44ZM96 152H95V153H96ZM101 152H102V151H101ZM130 152L132 153V151H129V155H132V154H130ZM139 152H140V151H139ZM146 152H147V153H146ZM146 152H145V153H146V156L151 155V154H149V153H151V152H152V157H155V156H153V154L156 155V154H155L156 152H154L153 150H151V152H149V150H146ZM153 152H154V153H153ZM163 152H164V151H163ZM163 152H161V153H163ZM170 152H171V151H170ZM175 152H176V149H175ZM181 152H182V151H181ZM222 152H223V151H222ZM227 152H228V151H227ZM249 152H250V150H249ZM23 153H24V152H23ZM27 153H28V152H27ZM59 153H60V152H59ZM61 153H63V151H62ZM77 153L75 152V156H77ZM98 153H99V152H98ZM98 153H97V154H98ZM120 153H121V152H120ZM141 153H142V152H141ZM145 153H144V154H145ZM161 153H160V154H161ZM164 153H165V152H164ZM164 153H163V155H164ZM184 153H185V152H183L182 155H183ZM220 153H221V151L219 152V154H220ZM238 153H239V152H238ZM24 154H26V153H24ZM69 154H71V152H70ZM79 154H80V153H79ZM90 154H91V153H90ZM244 154H245V153H244ZM252 154H253V153H252ZM21 155H22V154H20L19 156H21ZM30 155H32V154H30ZM63 155H64V154H63ZM66 155L69 157V155H68L67 153H66ZM66 155H65V157H66ZM71 155H72V154H71ZM83 155H85V154H82V156H83ZM86 155H87V153H86ZM141 155H143V153H142ZM163 155H162V156H163ZM185 155H186V154H185ZM241 155H242V154H241ZM33 156H34V155H32V157H33ZM35 156H36V155H35ZM47 156H48V155H47ZM51 156L53 157V155H51ZM55 156H56V155H55ZM61 156H62V155H61ZM94 156H96V155H94ZM113 156H114V155H113ZM156 156H157V155H156ZM160 156H161V155H160ZM204 156H205V154H204ZM8 157H9V160L7 161V163H6L5 165H6L7 167H9V168H13V169H14V168H15V165H16V162H15V160L13 159V156H12V155H9ZM42 157H45V156H42ZM62 157H63V156H62ZM84 157H88V156H84ZM89 157H90V156H89ZM150 157H151V156H150ZM150 157H149V158H150ZM158 157H159V156H158ZM158 157H157V158H158ZM235 157H236V156H235ZM1 158H2V157H1ZM20 158L22 159L23 157H20ZM20 158H19V159H20ZM24 158H25V157H24ZM33 158H34V157H33ZM60 158H61V157H60ZM66 158H67V157H66ZM76 158H81V157L78 156V157H76ZM103 158H104V157H103ZM111 158H114V157L111 156ZM159 158H160V157H159ZM250 158H251V157H250ZM19 159H18V160H19ZM21 159H20V160H21ZM48 159H49V158H48ZM74 159H75V158H74ZM74 159H73V160H74ZM104 159H105V158H104ZM104 159H102V160L99 159V160H100V161H103L104 165H107V166H108L109 163H110V161H109V160L104 161ZM107 159H108V158H107ZM123 159H124V158H123ZM150 159H152V158H150ZM155 159H156V158H155ZM201 159H202V158H201ZM204 159H205V158H204ZM208 159H210V158H208ZM211 159H214V158H211ZM232 159H233V158H232ZM240 159H241V158H239V160H240ZM242 159H243V158H242ZM251 159H252V158H251ZM20 160H19V161H20ZM22 160H23V159H22ZM61 160H62V159H61ZM78 160H79V159H78ZM82 160H83V158H82ZM89 160H90V159H89ZM89 160H88V161H89ZM99 160H98V161H99ZM135 160H136V159H135ZM156 160L159 161V159H156ZM156 160H155V161H156ZM161 160H165V159H164V158L162 159V157H161ZM161 160H160V161H161ZM237 160H238V159H237ZM23 161H24V160H23ZM26 161H27V160H26ZM35 161H37V160H35ZM49 161H50V160H49ZM49 161H48V163H49ZM52 161H53V160H51L50 162H52ZM76 161H77V159H76ZM79 161H80V160H79ZM79 161H77V162H79ZM83 161H84V160H83ZM96 161H97V160H96ZM98 161H97V163H98ZM114 161H115V160H114ZM155 161H154V162H155ZM181 161H182V160H181ZM211 161H212V160H211ZM235 161H236V160H235ZM240 161H241V160H240ZM4 162H6V160H5ZM20 162H22V161H20ZM24 162H25V161H24ZM24 162H23V163H24ZM27 162H28V161H27ZM53 162H55V161H53ZM85 162H86V161H85ZM111 162H112V161H111ZM149 162H150V161H148V163H149ZM151 162H152V161H151ZM171 162H172V161H171ZM203 162H204V161H203ZM209 162H210V161H209ZM242 162H243V161H242ZM247 162H248V161H247ZM25 163H26V162H25ZM61 163H62V162H61ZM80 163L82 164V161H80ZM80 163H79V164H80ZM97 163H96V164H97ZM101 163H102V162H101ZM165 163H166V161H165ZM252 163H253V162H252ZM28 164H29V163H28ZM39 164H40V163H39ZM49 164H50V163H49ZM54 164H55V163H54ZM88 164H89V163H88ZM142 164H143V163H142ZM149 164H151V165L153 164V168H155V167H154V163H149ZM155 164H156V163H155ZM161 164H162V163H161ZM205 164H206V163H205ZM225 164H226V163H225ZM229 164H230V162H229ZM77 165H78V164H77ZM166 165H167V164H166ZM172 165H173V164H172ZM232 165H233V164H232ZM234 165H235V164H234ZM238 165H239V164H238ZM238 165H237V166H238ZM40 166H42V164H41ZM54 166H55V165H54ZM54 166H53V167H54ZM120 166H122V164H121ZM158 166H159V165H158ZM164 166H165V164H164ZM168 166L170 167V165H168ZM43 167H44V166H42L41 168H43ZM50 167H51V166H50ZM101 167H102V166L100 165V168H101ZM104 167H106V166H104ZM134 167H136V165H135ZM137 167H138V166H137ZM137 167H136V168H137ZM139 167H140V165H139ZM145 167L150 168V165H149V166L146 165ZM159 167H160V168H161V167L163 168V165H162V166L160 165ZM185 167H186V166H185ZM185 167H184V168H185ZM225 167H228V166H225ZM225 167H224V168H225ZM233 167H234V166H233ZM51 168H52V167H51ZM136 168H135V169H136ZM151 168H152V167H151ZM153 168H152V171L154 170ZM165 168H166V167H165ZM127 169H128V168H127ZM137 169H138V168H137ZM227 169H229V168H227ZM254 169H255V168H254ZM46 170H47V169H46ZM48 170H50V169H48ZM53 170H55V168H54ZM53 170H52V172H53ZM91 170H92V169H91ZM116 170H117V169H116ZM157 170H158V168H157ZM161 170H162V169H161ZM184 170H185V169H184ZM214 170H215V168H214ZM262 170H263V167H262ZM30 171H31V170H30ZM43 171H44V170H43ZM128 171H129V170H128ZM135 171H136V170H135ZM138 171H140V170H138ZM141 171H142V169H141ZM144 171H145V170H144ZM144 171H143V172H144ZM155 171H156V169L154 170V172H155ZM162 171H164V170H162ZM208 171H209V170H208ZM253 171H254V170H253ZM156 172H157V171H156ZM160 172H161V171H160ZM222 172H223V171H222ZM50 173H51V172H50ZM50 173H48V174H50ZM53 173L55 174V172H53ZM63 173H64V172H63ZM111 173H112V172H111ZM134 173H135V172H134ZM136 173H138V172H136ZM158 173H159V170H158ZM162 173H163V172H162ZM162 173H159V174H162ZM208 173H209V172H208ZM229 173H230V172H229ZM262 173H263V174H261V175H264V172H262ZM6 174H7V173H6ZM99 174H100V173H99ZM107 174H109V173H107ZM130 174H131V173H130ZM156 174H157V173H155V175H156ZM56 175H57V174H56ZM109 175H110V174H109ZM126 175H127V174H126ZM142 175H143V173H142L140 176H142ZM144 175H145V174H144ZM191 175H192V174H191ZM221 175H222V174H221ZM239 175H240V174H239ZM247 175H248V174H247ZM5 176H6V175H5ZM49 176H50V175H49ZM114 176H115V175H114ZM128 176H129V174H128ZM131 176H132V175H131ZM131 176H130V177H131ZM138 176H139V175H138ZM157 176H158V174H157ZM162 176H164V175L162 174ZM189 176H190V175H189ZM216 176H217V175H216ZM225 176H226V175H225ZM235 176H236V175H235ZM36 177H37V176H36ZM69 177H70V176H69ZM112 177H113V176H112ZM118 177H120V176H118ZM130 177H129V178H130ZM160 177H161V175H160ZM192 177H193V176H192ZM230 177H231V176H230ZM236 177H238V176H236ZM262 177H263V176H262ZM10 178H11V176H10ZM30 178H31V177H30ZM155 178H157V177H155ZM158 178H159V177H158ZM168 178H169V177H168ZM225 178H226V177H225ZM8 179H9V178H8ZM12 179H13V182H14V177L11 178V180H12ZM49 179H50V178H49ZM53 179H54V178H53ZM131 179H132V178H131ZM143 179H145V178H143ZM143 179H142V180H143ZM161 179H162V181H163V177H162ZM233 179H234V178H233ZM119 180H120V179H119ZM140 180H141V179H140ZM191 180H192V179H191ZM234 180H235V179H234ZM25 181H26V180H25ZM52 181H53V180H52ZM120 181H121V180H120ZM129 181H131V180H129ZM158 181H161V180H158ZM208 181H209V180H208ZM208 181H207V182H208ZM212 181H213V180H212ZM5 182H6V181H5ZM7 182H8V181H7ZM17 182H18V181H17ZM31 182H32V181H31ZM36 182H37V181H36ZM45 182H46V180H45ZM47 182H48V181H47ZM61 182H63V181H61ZM64 182H65V181H64ZM88 182H89V181H88ZM177 182H178V181H177ZM191 182H193V181H191ZM209 182H210V181H209ZM218 182H219V181H218ZM249 182H250V181H249ZM9 183H10V182H9ZM25 183H27V182H25ZM53 183H54V182H53ZM58 183H59V182H58ZM68 183H69V182H68ZM77 183H78V182H77ZM95 183H96V182H95ZM98 183H99V182H98ZM103 183H105V182H103ZM132 183H133V182H132ZM140 183H141V182H140ZM161 183H162V182H161ZM189 183H190V182H189ZM231 183H233V182H231ZM246 183H247V182H246ZM257 183H258V182H257ZM29 184H30V183H29ZM46 184H47V183H46ZM48 184H49V183H48ZM51 184H52V183H51ZM75 184H76V183H75ZM96 184H97V183H96ZM54 185H55V184H54ZM107 185H108V184H107ZM186 185H187V184H186ZM188 185H190V184H188ZM192 185H193V184H192ZM209 185H210V184H209ZM4 186H5V185H4ZM88 186H89V185H88ZM88 186H87V187H88ZM99 186H100V184H99ZM176 186H177V184H176ZM195 186H196V185H195ZM207 186H208V185H207ZM210 186H211V185H210ZM46 187H47V185H46ZM48 187H49V186H48ZM64 187H65V186H64ZM84 187H85V186H84ZM100 187H102V186H100ZM108 187H110V186H108ZM122 187H124V186H122ZM125 187H126V186H125ZM125 187H124V188H125ZM159 187L163 190V188H162L161 186H159ZM164 187H165V186H164ZM211 187H212V186H211ZM236 187H237V186H236ZM236 187H235V188H236ZM238 187H241V186H238ZM260 187H261V186H260ZM36 188H37V187H36ZM59 188H60V187H59ZM89 188H90V189H86V187H85V191H86V190L90 191L91 194L94 195V196H93L94 198L99 197L101 191H98V190L94 189V186H93V187H90V186H89ZM92 188H93L94 190H93ZM95 188H98V189H99V187H96V186H95ZM118 188H119V187H118ZM127 188H129V187H127ZM255 188H256V187H255ZM263 188H264V187H263ZM125 189H126V188H125ZM129 189H130V188H129ZM129 189H128V190H129ZM181 189H182V188H181ZM187 189H189V188H187ZM257 189H258V188H257ZM18 190H19V188H18ZM38 190H40V189H38ZM100 190H101V189H100ZM243 190H244V189H243ZM243 190H242V191H243ZM261 190H262V189H261ZM43 191H44V190H43ZM88 191H87V192H88ZM191 191H192V190H191ZM238 191H239V190H238ZM242 191H241V192H242ZM27 192H28V191H27ZM27 192H26V193H27ZM39 192H40V191H39ZM59 192H60V191H59ZM59 192H58V193H59ZM62 192H63V191H62ZM62 192H61V194H62ZM104 192H105L106 194L108 193V192H106V191H104ZM142 192H143V191H142ZM158 192H159V190H158L157 187H151V188H147V187H146V190H145V192H144V195L142 196V198H141V196H140V198H141V200H143L144 202H145V200H146V201L151 200V204L149 203V206H148L149 208H151V207L153 208V207H155V205H157V207L155 208V210H157V211H156V213L154 212V214H157V215H159V217H161L162 215H164V211L166 210V208H165V206H164L163 204L159 203L160 201H158V200L155 199V197H156V195H157ZM163 192H164V191H163ZM198 192H199V191H198ZM256 192H257V191H256ZM4 193H5V192H4ZM24 193H25V192H24ZM161 193H162V192H160V194H161ZM189 193H190V191H189ZM263 193H264V192H263ZM2 194H3V193H2ZM2 194H0V195H2ZM35 194H36V193H35ZM38 194H42V193H38ZM101 194H102V193H101ZM190 194H192V193H190ZM190 194H189V195H190ZM54 195H55V194H54ZM121 195H122V194H121ZM178 195H181V194H178ZM245 195H246V194H245ZM245 195H242V196L244 197ZM2 196H3L4 198H6V194H4V195H2ZM36 196H37V194H36ZM39 196H40V195H39ZM39 196H37V197H39ZM174 196H175V195H174ZM181 196H183V195H181ZM185 196H186V195H185ZM211 196H212V195H211ZM16 197L18 198L19 196H16ZM26 197H27V196H26ZM30 197H31V196H30ZM40 197H41V196H40ZM58 197H59V195H58ZM63 197H65V196H63ZM80 197H81V196H80ZM90 197H91V196H90ZM124 197H125V196H124ZM124 197H123V198H124ZM4 198H3V199H4ZM21 198L23 199V197H21ZM77 198H78V197H77ZM94 198H93V199H94ZM143 198H145V200H144ZM182 198H184V197H182ZM234 198H236V197H234ZM259 198H260V197H259ZM19 199H20V197H19ZM22 199H21V200H22ZM29 199H30V198H29ZM35 199H36V198H35ZM73 199H74V198H73ZM93 199H92V200H93ZM125 199H126V198H125ZM125 199H124V200H125ZM197 199H200V198H197ZM226 199H227V198H226ZM1 200H2V199H1ZM25 200H26V199H24V202H25V205H24V206H26V205L28 204V203L26 204L27 201H25ZM48 200H49V198H48ZM56 200H57V199H56ZM78 200H79V198H78ZM86 200H87V199H86ZM92 200H90V202H91ZM119 200H120V199H119ZM175 200H176V199H175ZM221 200H222V199H221ZM262 200H263V199H262ZM52 201H53V200H52ZM69 201H70V200H69ZM73 201H74V200H73ZM83 201H84V199H83ZM88 201H89V199H88ZM93 201H94V200H93ZM139 201H140V200H139ZM176 201H177V200H176ZM219 201H220V199H219ZM222 201H223V200H222ZM227 201H228V200H227ZM249 201H250V200H249ZM22 202H23V201H22ZM37 202H38V201H37ZM46 202H47V200H46ZM57 202H58V201H57ZM79 202H80V200H79ZM84 202H85V201H84ZM90 202H88V203H90ZM115 202H116V201H115ZM137 202H138V201H137ZM161 202H162V201H161ZM169 202H170V201H169ZM231 202H232V201H231ZM245 202H246V201H245ZM51 203H52V202H51ZM133 203H134V202H133ZM139 203H140V202H139ZM163 203H164V202H163ZM167 203H168V202H167ZM251 203H252V202H251ZM5 204H9V201H7V203H5ZM23 204H24V203H23ZM56 204H57V203H56ZM68 204H69V203H68ZM111 204H113V203H111ZM111 204H110V205H111ZM115 204H116V203H115ZM122 204H123V203H122ZM124 204H125V203H124ZM221 204H222V203H221ZM232 204H233V203H232ZM237 204H238V203H237ZM239 204H240V203H239ZM46 205H48V203H47ZM51 205H53V204H51ZM54 205H55V203H54ZM59 205H60V204H59ZM97 205H98V204H97ZM103 205H104V204H103ZM128 205H129V204H128ZM165 205H166V204H165ZM180 205H181V204H180ZM214 205H215V204H214ZM259 205H260V203H259ZM19 206H20V205H19ZM48 206H49V205H48ZM55 206H56V205H55ZM55 206H54V208H55ZM122 206H123V205H122ZM125 206H126V205H125ZM216 206H217V204H216ZM220 206H221V205H220ZM250 206H251V205L248 204V202L243 203V205L241 204V207H242L241 209H244V210L246 209V210H247V211L245 212V215H244L245 217H244V218H249V219L254 218L255 214L257 213V211L255 210V208L253 209V208L250 207ZM6 207H7V206H6ZM29 207H30V206H29ZM34 207H35V206H34ZM92 207H93V206H92ZM94 207H95V206H94ZM96 207H97V206H96ZM104 207H105V206H104ZM107 207H108V206H107ZM111 207H112V206H111ZM126 207H128V206H126ZM201 207H202V206H201ZM211 207H213V206H211ZM15 208H16V207H15ZM26 208H27V207H26ZM35 208H36V207H35ZM51 208H52V207H51ZM67 208H68V207H67ZM70 208H71V206H70ZM102 208H103V207H102ZM183 208L185 209V207H183ZM205 208H206V207H205ZM214 208H215V207H214ZM49 209H50V208H49ZM52 209H53V208H52ZM113 209H115V208H113ZM193 209H194V208H193ZM197 209H198V208H197ZM207 209H208V208H207ZM1 210H2V209H1ZM18 210H19V209H18ZM24 210H25V209H24ZM28 210H29V209H28ZM57 210H58V209H57ZM63 210H64V209H63ZM152 210H153V209H152ZM191 210H192V209H191ZM204 210H205V209H204ZM216 210H217V209H216ZM4 211H5V210H4ZM30 211H31V210H30ZM42 211H43V210H42ZM92 211H93V210H92ZM109 211H110V210H109ZM118 211H119V210H118ZM131 211H132V210H131ZM166 211H167V210H166ZM217 211H218V210H217ZM239 211L241 212V210H239ZM239 211H238V212H239ZM10 212H12V211H10ZM16 212H17V210H16ZM27 212H28V211H26V213H27ZM45 212H46V211H45ZM100 212H102V211H100ZM126 212H127V211H126ZM142 212H143V211H142ZM151 212H152V211H151ZM178 212H179V211H178ZM180 212H181V211H180ZM182 212H183V211H182ZM190 212H191V211H190ZM215 212H216V211H215ZM218 212H219V211H218ZM227 212H228V211H227ZM235 212H236V211H235ZM238 212H237V214H238ZM17 213H18V212H17ZM21 213H22V212H21ZM63 213H64V212H63ZM83 213H84V212H83ZM119 213H120V212H119ZM122 213H123V212H122ZM149 213H150V212H149ZM174 213H175V212H174ZM230 213H231V212H230ZM3 214H4L3 211H2V213L0 212V229H1V228H6V227H7V222H6V219H5V216H4L6 213H5L4 215H3ZM18 214H19V213H18ZM22 214H23V213H22ZM27 214H28V213H27ZM27 214H26V215H27ZM30 214H31V213H30ZM50 214H51V213H50ZM52 214H53V213H52ZM96 214H97V213H96ZM102 214H103V213H102ZM115 214H116V213H115ZM141 214H143V213H141ZM200 214H201V212H200ZM231 214H232V213H231ZM240 214H241V213H240ZM28 215H29V214H28ZM44 215H46V214L44 213ZM92 215H93V214H92ZM228 215H229V213H228ZM93 216H94V215H93ZM101 216H102V215H101ZM105 216H106V215H105ZM107 216H108V214H107ZM120 216H121V215H120ZM146 216H147V215H146ZM149 216H151V214H150ZM152 216H154V215H152ZM152 216H151V217H152ZM171 216H172V215H171ZM171 216H169V217H171ZM199 216H200V215H199ZM226 216H227V215H226ZM236 216H237V215H236ZM15 217H16V215H15ZM59 217H60V216H59ZM71 217H72V216H71ZM97 217H98V216H97ZM133 217H134V216H133ZM136 217H137V216H136ZM139 217H140V216H139ZM174 217H176V216L173 214V218H174ZM228 217H229V216H228ZM241 217H242V216H241ZM17 218H18V217H17ZM22 218H23V217H22ZM41 218H42V217H41ZM145 218H146V217H145ZM155 218H156V217H155ZM171 218H172V217H171ZM177 218H179V217H176V219H177ZM200 218H201L202 220H201ZM200 218H199V219H200L202 222L205 221V220H207V219H206V216H204V215H203V216H200ZM56 219H57V218H56ZM66 219H67V218H66ZM112 219H113V218H112ZM146 219H148V218H146ZM158 219H160V218H158ZM176 219H175V220H176ZM62 220H63V219H62ZM83 220H84V219H83ZM102 220H103V219H102ZM106 220H107V219H106ZM115 220H116V219H115ZM123 220H124V219H123ZM123 220H120V221H123ZM148 220H149V219H148ZM150 220H151V219H150ZM161 220H162V219H161ZM164 220H165V219H164ZM173 220H174V219H173ZM175 220L173 221L174 223L176 222ZM180 220H181V219H180ZM226 220H227V219H226ZM21 221H23V220H21ZM46 221H47V220H46ZM63 221H64V220H63ZM63 221H62V222H63ZM72 221H73V220H72ZM96 221H97V220H96ZM125 221H126V220H125ZM133 221H134V220H133ZM137 221H138V220H137ZM142 221H143V220H142ZM152 221H153V220H152ZM152 221H150V222H152ZM158 221H159V220H158ZM171 221H172V220H171ZM187 221H190V220H187ZM195 221H196V220H195ZM195 221H194V222H195ZM232 221H233V220H232ZM48 222H49V221H48ZM56 222H57V221H56ZM85 222H86V221H85ZM111 222H112V221H111ZM128 222H129V221H128ZM130 222H131V221H130ZM153 222H154V221H153ZM153 222H152V223H153ZM159 222H160V221H159ZM163 222H164V221H163ZM166 222H168V221H166ZM166 222H164V223H166ZM173 222H171V223H173ZM182 222H184V220H183ZM199 222H200V221H199ZM199 222H198V224H199ZM26 223H27V222H26ZM59 223H61V222H59ZM143 223H144V222H143ZM143 223H142V224H143ZM168 223H169V222H168ZM171 223H170L169 225H170V226L172 225L171 227H172V229H173V224H174V223H173V224H171ZM200 223H201V222H200ZM203 223H205V222H203ZM231 223H232V222H231ZM253 223H254V222H253ZM20 224H21V223H20ZM65 224H67V223H65ZM98 224H99V223H98ZM98 224H97V226H98ZM135 224H136V223H135ZM153 224H154V223H153ZM155 224H156V222H155ZM158 224H159V223H158ZM189 224H190V223H189ZM206 224H207V222H206ZM239 224H240V223H239ZM250 224H251V223H250ZM254 224H255V223H254ZM257 224H258V223H257ZM13 225H14V224H13ZM21 225H23V223H22ZM47 225H48V224H47ZM72 225H73V224H72ZM79 225H80V224H79ZM123 225H124V224H123ZM138 225H139V224H138ZM143 225H144V224H143ZM162 225H164V224H162ZM162 225L160 224V225H158V226H162ZM167 225H168V224L166 223L164 226H167ZM54 226H55V225H54ZM56 226H58V225H56ZM62 226H63V225H62ZM152 226H153V225H152ZM174 226H176V225H174ZM232 226H233V225H232ZM242 226H243V225H242ZM258 226H259V225H258ZM18 227H19V226H18ZM20 227H21V226H20ZM24 227H26V225H25ZM24 227H23L22 229H24ZM35 227H36V226H35ZM47 227H48V226H47ZM49 227H50V226H49ZM66 227H67V226H66ZM69 227H70V226H69ZM75 227H77V226H75ZM90 227H91V226H90ZM122 227H123V226H122ZM150 227H151V226H150ZM176 227H180V226L177 225ZM197 227H198V226H197ZM200 227H201V225H200ZM221 227H222V225H221ZM229 227H230V226H229ZM52 228H53V227H52ZM97 228H99V227H97ZM113 228H115V227H113ZM120 228H121V227H120ZM155 228H159V227H155ZM165 228H166V227H165ZM167 228H168V226H167ZM182 228H185V227H182ZM182 228H180V229L178 228V229L181 230ZM232 228H233V227H232ZM242 228H243V227H242ZM242 228H241V229H242ZM249 228H250V226H249ZM9 229H10V228H9ZM14 229H15V228H14ZM42 229H43V227H42ZM66 229H67V228H66ZM80 229H81V228H80ZM91 229H92V228H91ZM99 229H100V228H99ZM101 229H102V228H101ZM162 229H163V228H162ZM169 229H170V233H173V232H171V228H170V227H169ZM169 229H168V231H167V234H168V235H170V234L168 233V232H169ZM226 229H228V228H226ZM229 229H231V228H229ZM241 229H240V230H241ZM24 230H25V229H24ZM61 230H62V229H61ZM156 230H157V229H156ZM165 230H166V229H165ZM175 230H176V229L174 228L173 231H175ZM182 230H183V229H182ZM187 230H188V228H187ZM224 230H225V229H224ZM35 231H36V230H35ZM39 231H40V230H39ZM39 231H38V232H39ZM76 231H77V230H76ZM103 231H104V230H103ZM116 231H118V230H116ZM242 231H243V230H242ZM244 231H245V230H244ZM28 232H29V231H28ZM30 232H31V231H30ZM32 232H33V231H32ZM63 232H64V230H63ZM63 232H62V233H63ZM90 232H91V231H90ZM90 232H89V233H90ZM105 232H106V231H105ZM155 232H156V231H155ZM157 232H159V231L157 230ZM162 232H164V231H162ZM162 232H161V233H162ZM175 232H176V231H175ZM177 232H178V231H177ZM183 232H184V234L186 233L185 231H183ZM188 232H189V231H188ZM188 232H187V233H188ZM209 232H210V231H209ZM211 232H212V231H211ZM211 232H210V233H211ZM222 232H223V231H222ZM222 232H220V233H222ZM19 233H20V232H19ZM21 233H22V232H21ZM36 233H37V232H36ZM60 233H61V232H60ZM64 233H66V232H64ZM81 233H82V232H81ZM89 233H88V235H89ZM100 233H101V232H100ZM135 233H136V232H135ZM161 233H160V234H161ZM225 233H226V232H225ZM246 233H247V232H246ZM0 234H1V233H0ZM9 234H10V231H9ZM11 234H13V232H12ZM79 234H80V233H79ZM84 234H85V231H84ZM84 234H83V235H84ZM86 234H87V232H86ZM86 234H85V236H84L85 239H86ZM90 234H92V233H90ZM102 234H103V233H102ZM119 234H120V233H119ZM157 234H158V233H157ZM5 235H6V234H5ZM7 235H8V233H7ZM40 235H42V236L44 237L43 239H45V240H43V241H42L41 239H40V240L42 241V243L44 242V244L47 245V247H49V249H50V248L53 249V248H58V247H59V245H58L59 243H58V242H55L54 240H51V238H48V237L46 236V233H42V234H40ZM61 235H62V234H61ZM74 235H75V234H74ZM76 235H77V236H81V235H78V233H76ZM76 235H75V238H76ZM83 235H82L81 237H83ZM88 235H87V236H88ZM120 235H121V234H120ZM172 235H173V234H172ZM178 235H179V234H178ZM8 236H9V235H8ZM8 236H7V237H8ZM12 236H13V235H12ZM42 236H41V237H42ZM68 236H69V235H68ZM68 236H67L66 238H68ZM70 236H71V235H70ZM72 236H73V235H72ZM72 236H71V237H72ZM125 236H126V235H125ZM130 236H131V235H130ZM137 236H138V235H137ZM176 236H177L176 234L172 236V238H173L174 241L177 240ZM180 236H181V235H180ZM182 236H183V234H182ZM182 236H181V237H182ZM208 236H209V235H208ZM239 236H240V235H239ZM246 236H247V235H246ZM253 236H254V235H253ZM0 237H2V235H0ZM3 237H4V236H3ZM3 237H2V238H3ZM15 237H16V236H15ZM19 237H20V236H19ZM24 237H25V236H24ZM35 237H36V236H35ZM45 237H46V238H45ZM63 237H64V236H63ZM63 237H62V238H63ZM81 237H78V238L80 239ZM84 237H83V238H84ZM123 237H124V236H123ZM169 237H170V236H169ZM177 237H178V236H177ZM185 237H187V234H186ZM185 237L183 238V240L185 239ZM188 237H189V235H188ZM188 237H187L186 239H188ZM213 237H214V236H213ZM229 237H230V236H229ZM247 237L250 238V236H247ZM254 237H256V236H254ZM5 238H6V236H5ZM5 238H3V239H5ZM10 238H12V237H10ZM13 238H14V237H13ZM28 238H29V237H28ZM57 238H59V237H57ZM62 238H61V239H62ZM73 238H74V236H73ZM83 238H82V239H83ZM116 238H117V237H116ZM170 238H171V237H170ZM15 239H16V238H15ZM22 239H23V238H22ZM52 239H53V238H52ZM59 239H60V238H59ZM63 239H64V238H63ZM63 239H62V240H63ZM79 239H78V240H79ZM82 239H81L80 241H84V239H83V240H82ZM127 239H128V238H127ZM139 239H140V238H139ZM158 239H159V238H158ZM181 239H182V238H181ZM243 239H244V238H243ZM40 240H39V241H40ZM68 240H69V239H68ZM74 240H75V239H74ZM74 240H73V241H74ZM86 240H87V239H86ZM86 240H85V242H86ZM135 240H136V238H135ZM178 240H179V238H178ZM29 241H30V240H29ZM34 241H35V240H34ZM37 241H38V240H37ZM39 241H38V242H39ZM41 241H40V242H41ZM56 241H57V240H56ZM65 241H66V240H65ZM119 241H120V240H119ZM125 241H126V240H125ZM162 241H163V238H162ZM179 241H182V240H179ZM212 241H213V240H212ZM216 241H217V244L220 245V247H221L220 249H226V250H227V248H229V245H230L229 242H230V241H229L227 235L221 236V238H217ZM12 242H13V241H12ZM102 242H103V237H102L101 235H96V234L94 233V234H92V235H89L88 242L85 244V247H83L84 244L82 245V249H83V248L86 249V248H88V247L91 248L92 246L96 247V245L99 246L100 244H102ZM248 242H249V241H248ZM262 242H263V241H262ZM65 243H66V242H65ZM80 243H82V242H80ZM134 243H135V242H134ZM190 243H191V242H190ZM190 243H189V244H190ZM24 244H25V243H24ZM29 244H32V242L29 243ZM36 244H37V243H36ZM60 244H61V243H60ZM73 244H74V242H73ZM78 244H79V243H78ZM126 244H127V243H126ZM159 244H160V243H159ZM169 244H170V243H169ZM189 244H188V245H189ZM242 244H243V243H242ZM16 245H17V244H16ZM42 245H43V244H42ZM45 245H43L42 247H44ZM79 245H80V244H79ZM121 245H123V244L121 243ZM128 245H129V244H128ZM170 245H171V244H170ZM21 246H22V245H21ZM27 246H28V245H27ZM35 246H36V245H35ZM57 246H58V247H57ZM66 246H67V245H66ZM111 246H112V245H111ZM156 246H157V245H156ZM165 246L167 247L168 244L166 243ZM171 246H173V245H171ZM178 246H179V245H178ZM180 246H181V245H180ZM182 246H184V244H183ZM45 247H46V246H45ZM79 247H81V245H80ZM119 247H120V246H119ZM138 247H139V246H138ZM169 247H170V246H169ZM169 247H168L167 249H169ZM197 247H199V246H197ZM1 248H2V247H1ZM9 248H10V247H9ZM9 248H8V249H9ZM26 248H27V247H26ZM33 248H34V247H33ZM35 248H36V247H35ZM92 248H93V247H92ZM110 248H111V247H110ZM117 248H118V247H117ZM170 248H171V247H170ZM174 248H175V247H174ZM176 248H177V247H176ZM202 248H204V247H202ZM3 249H4V248H3ZM6 249H7V248H6ZM43 249H44V248H43ZM96 249H97V248H96ZM124 249H125V248H124ZM161 249H162V248H161ZM167 249H166V251H167ZM182 249H184V248H182ZM200 249H201V248H200ZM29 250H30V248H29ZM36 250H37V249H36ZM36 250H35V251H36ZM46 250H47V249H46ZM54 250H55V249H54ZM58 250H59V248H58ZM74 250H75V249H74ZM93 250H94V249H93ZM125 250H126V249H125ZM170 250H171V249H170ZM187 250H188V249H187ZM187 250H186V252H187ZM191 250H192V249H191ZM193 250H194V248H193ZM2 251H3V250H2ZM37 251H38V250H37ZM102 251H103V250H102ZM138 251H139V250H138ZM188 251H189V250H188ZM222 251H223V250H222ZM240 251H241V250H240ZM14 252H15V251H14ZM18 252H19V251H18ZM23 252H24V251H23ZM25 252H26V251H25ZM25 252H24V253H25ZM28 252H29V251H28ZM28 252H27V253H28ZM77 252H78V251H77ZM100 252H101V250H100ZM143 252H144V251H143ZM159 252H160V251H159ZM163 252H164V251H163ZM171 252H172V251H171ZM192 252H193V251H192ZM192 252H191V253H192ZM200 252H201V251H200ZM207 252H208V251H207ZM236 252H237V250H236ZM3 253H4V252H3ZM20 253H21V252H20ZM29 253H30V252H29ZM38 253H39V252H38ZM56 253H57V252H56ZM95 253H96V252H95ZM95 253H94V254H95ZM98 253H99V252H98ZM105 253H106V252H105ZM111 253H112V252H111ZM113 253H114V252H113ZM115 253H116V252H115ZM165 253H166V252H165ZM183 253H184V252H183ZM197 253H198V252H197ZM202 253H203V251H202ZM49 254H50V253H49ZM51 254H52V252H51ZM99 254H100L99 256H100V258H101V254H102V252L99 253ZM136 254H137V253H136ZM162 254H163V253H162ZM168 254H169V253H168ZM175 254H176V253H174V256L172 255V253L170 254V255H171L170 257H173V260H176V258L179 257V256H175ZM178 254H179V253H178V251H177V255H178ZM230 254H231V253H230ZM234 254H235V253H234ZM236 254H237V253H236ZM59 255H60V254H59ZM87 255H88V254H87ZM90 255H92V253H91ZM97 255H98V254H97ZM102 255H103V254H102ZM113 255H114V254H113ZM132 255H133V254H132ZM157 255H158V254H157ZM179 255H180V254H179ZM196 255H197V254H196ZM20 256H21V255H20ZM30 256H31V255H30ZM30 256H29V257H30ZM53 256H54V255H53ZM53 256H52V258H53ZM80 256H81V255H80ZM103 256H105V255H103ZM202 256H203V255H202ZM230 256H231V255H230ZM48 257H49V256H48ZM77 257H78V256H77ZM86 257H89V256H86ZM91 257H92V256H91ZM91 257H90V259H92V262H93V259H96L98 256L95 255V257H92V258H91ZM154 257H155V255H154ZM158 257H160V255H159ZM165 257H166V255H165ZM175 257H176V258H175ZM198 257H199V256H198ZM209 257H210V256H209ZM241 257H243V256H241ZM244 257H245V256H244ZM244 257H243V258H244ZM39 258H40V257H39ZM75 258H76V256H75ZM79 258H80V257H79ZM103 258H104V257H103ZM116 258H117V257H116ZM124 258H125V257H124ZM135 258H137V257H135ZM135 258H134V259H135ZM156 258H157V257H156ZM174 258H175V259H174ZM188 258H190V257H189L188 254H187V259H186V262H185V260H184V263H185V264H193V263H192V260H191V259H188ZM212 258H213V257H212ZM212 258H211V259H212ZM246 258H247V260H248V257H246ZM41 259H42V258H41ZM49 259H50V258H49ZM57 259H58V258H57ZM81 259H82V258H81ZM81 259H80V260H81ZM85 259H86V258H85ZM137 259H138V258H137ZM151 259H152V258H151ZM153 259H154V258H153ZM170 259H171V258H170ZM180 259H181V258H180ZM231 259H232V258H231ZM17 260H18V259H17ZM64 260H65V259H64ZM64 260H63V261H64ZM158 260H159V259L157 258V261H158ZM173 260H172V261H173ZM187 260H189V261H187ZM228 260H230V259H228ZM234 260L236 261V259H234ZM245 260H246V259H245ZM15 261H16V260H15ZM21 261H22V260H21ZM26 261H27V260H26ZM46 261H47V260H46ZM71 261H72V260H71ZM86 261H88V259H86ZM90 261H91V260H90ZM90 261H88V263H89ZM126 261H127V260H126ZM128 261H129V260H128ZM130 261H132V259H131ZM134 261H135V260H134ZM136 261H137V260H136ZM180 261H181V260H180ZM207 261H209V259H208ZM207 261H206V262H207ZM211 261H213V260H211ZM239 261H240V260H239ZM22 262L24 263V261H22ZM82 262H84V261H82ZM149 262H150V261H149ZM170 262H171V261H170ZM174 262H175V261H174ZM182 262H183V261H182ZM243 262H244V261H243ZM249 262H250V261H249ZM79 263L82 264L81 262H79ZM88 263H87V264H88ZM90 263H91V262H90ZM113 263H114V262H113ZM120 263H121V262H120ZM127 263H128V262H127ZM157 263H158V262H157ZM171 263L173 264V262H171ZM171 263H169V264H171ZM175 263H177V262H175ZM175 263H174V264H175ZM184 263H183V264H184ZM244 263H245V262H244ZM17 264H18V263H17ZM21 264H22V263H21ZM47 264H48V262H47ZM55 264H56V263H55ZM84 264H85V263H84ZM134 264H135V263H134ZM144 264H145V263H144ZM162 264H163V263H162ZM166 264H167V263H166ZM181 264H182V263H181ZM230 264H231V263H230ZM234 264H235V263H234Z\"/></svg>","mask_w":264,"mask_h":264}]
</instances>
